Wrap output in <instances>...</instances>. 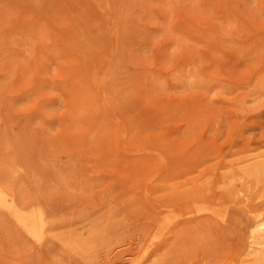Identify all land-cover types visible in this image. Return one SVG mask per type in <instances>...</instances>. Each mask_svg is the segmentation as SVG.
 <instances>
[{
  "label": "rangeland",
  "instance_id": "374dc122",
  "mask_svg": "<svg viewBox=\"0 0 264 264\" xmlns=\"http://www.w3.org/2000/svg\"><path fill=\"white\" fill-rule=\"evenodd\" d=\"M0 126L77 264H251L264 0H0ZM1 236L0 264H76Z\"/></svg>",
  "mask_w": 264,
  "mask_h": 264
},
{
  "label": "bare ground",
  "instance_id": "6f19581e",
  "mask_svg": "<svg viewBox=\"0 0 264 264\" xmlns=\"http://www.w3.org/2000/svg\"><path fill=\"white\" fill-rule=\"evenodd\" d=\"M194 77L195 76H191L192 79ZM6 158L7 157L3 155L0 156L1 237L8 239L13 248H17L16 245L21 246L22 243L26 244V246L30 244V239L39 245L42 236L47 232L54 242L60 246L61 250L64 252L63 255H66L69 260L71 259L77 264L82 263L83 259H89L91 251L88 248V242L83 241L81 238L77 237L76 234L74 235L73 232H63L61 234L53 233L52 226L55 221L51 215L52 204L39 190L38 173L34 170V180L31 181L30 184L26 183L24 180L25 182L22 185H16V182L12 179H14L16 175L23 173V169H16L17 162L13 157H9L10 160ZM250 176L252 178L254 172H250ZM22 178H24V176H22ZM84 182L82 181L81 183ZM29 211L33 213L30 215ZM26 212L29 213L26 215ZM246 222L251 230L249 253V255L253 257L251 264H264V213H262V217H248L246 218ZM157 257L156 255L149 261L155 264ZM1 264L10 263L2 261Z\"/></svg>",
  "mask_w": 264,
  "mask_h": 264
}]
</instances>
